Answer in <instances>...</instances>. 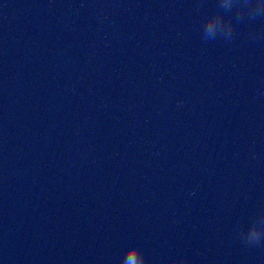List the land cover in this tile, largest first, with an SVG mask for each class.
Here are the masks:
<instances>
[{
  "label": "water",
  "instance_id": "water-1",
  "mask_svg": "<svg viewBox=\"0 0 264 264\" xmlns=\"http://www.w3.org/2000/svg\"><path fill=\"white\" fill-rule=\"evenodd\" d=\"M264 264V0H0V264Z\"/></svg>",
  "mask_w": 264,
  "mask_h": 264
},
{
  "label": "clouds",
  "instance_id": "clouds-1",
  "mask_svg": "<svg viewBox=\"0 0 264 264\" xmlns=\"http://www.w3.org/2000/svg\"><path fill=\"white\" fill-rule=\"evenodd\" d=\"M175 264H181V262L180 261H176Z\"/></svg>",
  "mask_w": 264,
  "mask_h": 264
}]
</instances>
